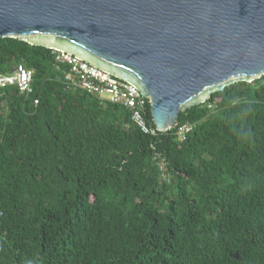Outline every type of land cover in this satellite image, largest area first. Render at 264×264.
I'll use <instances>...</instances> for the list:
<instances>
[{
    "label": "trees",
    "instance_id": "1",
    "mask_svg": "<svg viewBox=\"0 0 264 264\" xmlns=\"http://www.w3.org/2000/svg\"><path fill=\"white\" fill-rule=\"evenodd\" d=\"M54 55L0 39V73L34 72L0 89V264H264V76L152 137Z\"/></svg>",
    "mask_w": 264,
    "mask_h": 264
},
{
    "label": "water",
    "instance_id": "2",
    "mask_svg": "<svg viewBox=\"0 0 264 264\" xmlns=\"http://www.w3.org/2000/svg\"><path fill=\"white\" fill-rule=\"evenodd\" d=\"M65 52L179 113L264 76V0H0V39Z\"/></svg>",
    "mask_w": 264,
    "mask_h": 264
},
{
    "label": "built area",
    "instance_id": "3",
    "mask_svg": "<svg viewBox=\"0 0 264 264\" xmlns=\"http://www.w3.org/2000/svg\"><path fill=\"white\" fill-rule=\"evenodd\" d=\"M52 51L55 54L56 63L62 66L63 71L65 70L58 80L67 90H78L100 102L116 104L127 109L130 112L133 125L145 135L153 137L162 133L155 127L149 126L146 115L147 105H150V101L142 96L137 88L75 56L57 50ZM33 74L34 72L25 66L17 65L10 73H0V89L13 87L18 90L20 95L29 96L32 93ZM190 129L186 125L178 128V140H185V135Z\"/></svg>",
    "mask_w": 264,
    "mask_h": 264
}]
</instances>
